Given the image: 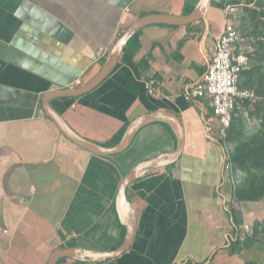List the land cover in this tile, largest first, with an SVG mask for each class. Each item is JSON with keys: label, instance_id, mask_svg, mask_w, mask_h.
<instances>
[{"label": "crops", "instance_id": "0c3cea01", "mask_svg": "<svg viewBox=\"0 0 264 264\" xmlns=\"http://www.w3.org/2000/svg\"><path fill=\"white\" fill-rule=\"evenodd\" d=\"M198 2L0 0V257L6 264H49L64 248L109 252L123 243L120 185L140 162L176 150L175 128L154 122L126 151L98 155L68 140L43 111V100L78 80L80 87L90 83L105 62L95 63L96 53L111 49L138 18L187 15ZM230 2L212 0L206 19L189 25L143 29L135 57L124 52L100 86L52 101L78 134L107 147L149 113L167 112L182 124L179 161L145 173L127 190L137 234L118 264H264V233H255L257 222L264 223V199L236 197V179L245 174L229 168V142L219 140L208 101L186 99L207 72ZM244 77L242 87L256 93ZM151 79L157 96L145 89ZM245 224L253 234L242 238Z\"/></svg>", "mask_w": 264, "mask_h": 264}, {"label": "water", "instance_id": "95a60500", "mask_svg": "<svg viewBox=\"0 0 264 264\" xmlns=\"http://www.w3.org/2000/svg\"><path fill=\"white\" fill-rule=\"evenodd\" d=\"M211 3L212 0H199L193 11L183 16L147 15L138 18L117 39L110 49L100 72L90 83L80 88H67L64 90L53 91L45 96L43 100V111L55 123L58 130L72 143L95 154L113 156L126 151L143 128L157 121H166L170 123L175 128L178 141L177 148L174 152L140 162L123 179L117 194L116 209L121 223L126 228V235L123 243L117 249L109 252H102L81 247L64 248L52 254L49 264H58L62 259H73L89 264L101 263L117 260L119 257L127 253L131 249L137 234L136 211L127 196L129 186L145 173L157 171L176 164L184 151L186 139L184 129L177 116L167 112H154L134 120L127 127L122 139L116 145L110 147L102 146L78 134L70 126L63 115L53 108L52 101L59 98H77L90 93L92 90L100 86L115 70L119 59L125 52L129 42L143 29L152 25L185 26L196 21L205 20L210 10ZM0 264H6L1 257Z\"/></svg>", "mask_w": 264, "mask_h": 264}, {"label": "built area", "instance_id": "2783aa9c", "mask_svg": "<svg viewBox=\"0 0 264 264\" xmlns=\"http://www.w3.org/2000/svg\"><path fill=\"white\" fill-rule=\"evenodd\" d=\"M247 0L239 4L230 2L225 6L226 23L222 35L215 43L212 58L209 61L207 72L195 84H193L186 99L188 101L204 99L207 100L211 114L214 116L216 124L219 125V140L227 143L228 133L234 122V115L240 105L246 101H255L258 96L250 89L242 87V78L245 71L251 68L250 54L253 49L249 46V41L244 38L238 30L239 19L245 15V8L251 6ZM110 52L109 48H101L95 55V63H103ZM82 80H78L72 88L80 87ZM146 91L151 96L160 93L158 82L149 80L144 84ZM213 130L212 125H209ZM227 146L226 162L232 168V148ZM242 238L253 234L250 225L243 226ZM4 233L8 231L2 230Z\"/></svg>", "mask_w": 264, "mask_h": 264}, {"label": "trees", "instance_id": "16d2710c", "mask_svg": "<svg viewBox=\"0 0 264 264\" xmlns=\"http://www.w3.org/2000/svg\"><path fill=\"white\" fill-rule=\"evenodd\" d=\"M248 4H254L257 9H252L250 6L245 8V13L253 21H256L255 32L253 35H264V0H247ZM233 3L239 4L242 0H232ZM193 9H190V13ZM165 26V25H163ZM262 27V28H261ZM261 28V29H260ZM142 32V31H141ZM141 32L137 33L134 38L129 42L125 52L132 54L134 57L136 52L140 50L139 39ZM259 54V53H258ZM264 58V56H263ZM144 68V67H143ZM246 80L244 81L245 87L260 86L261 90L264 89V66H254L244 72ZM264 91V90H263ZM249 103L250 101H246ZM237 111L234 115V122L228 133L227 141L234 143V150L232 152V169L234 174L242 172L245 175L242 180L236 185V197L242 201L259 202L264 199V116L262 117L261 129L254 133L250 138H246L244 131L239 129L238 126L242 125L239 118H236ZM238 129V136L234 137V131ZM216 130L219 131L220 127L217 125ZM124 132L115 138L109 145L114 146L122 139ZM124 237L126 233L125 226L122 225ZM255 233H264V223L257 222ZM124 240V239H123ZM90 264H118L117 260H111L101 263Z\"/></svg>", "mask_w": 264, "mask_h": 264}, {"label": "rangeland", "instance_id": "374dc122", "mask_svg": "<svg viewBox=\"0 0 264 264\" xmlns=\"http://www.w3.org/2000/svg\"><path fill=\"white\" fill-rule=\"evenodd\" d=\"M252 9H257L254 4L250 6ZM215 11L213 10L212 13ZM256 21H253L248 17V14L239 19L238 30L244 36L245 39L249 41V46L253 49V52L250 54L251 66H264V35L258 36V34L253 35L255 32ZM262 28V27H261ZM260 28V29H261ZM259 53V54H258ZM246 78L244 77L243 84ZM255 89L258 98L255 101H250L249 103L245 102L240 105L237 110V117L241 122V126L238 128L244 131L246 138H250L254 133L258 132L261 129L262 117L264 116V89L261 90L260 86H256ZM238 136V129L234 131V137ZM229 148H232L233 152L234 143L229 142Z\"/></svg>", "mask_w": 264, "mask_h": 264}]
</instances>
